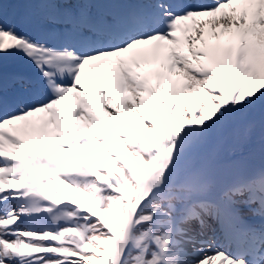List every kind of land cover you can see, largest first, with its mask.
<instances>
[{
  "label": "snow or ice",
  "instance_id": "snow-or-ice-1",
  "mask_svg": "<svg viewBox=\"0 0 264 264\" xmlns=\"http://www.w3.org/2000/svg\"><path fill=\"white\" fill-rule=\"evenodd\" d=\"M8 2L0 264H264V0Z\"/></svg>",
  "mask_w": 264,
  "mask_h": 264
}]
</instances>
